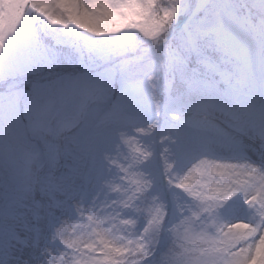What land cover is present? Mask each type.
I'll use <instances>...</instances> for the list:
<instances>
[{
    "label": "snow or ice",
    "instance_id": "1",
    "mask_svg": "<svg viewBox=\"0 0 264 264\" xmlns=\"http://www.w3.org/2000/svg\"><path fill=\"white\" fill-rule=\"evenodd\" d=\"M29 9L96 36L139 33L143 43L131 51L141 54L123 71L130 80L148 74L157 113L172 121L120 134L115 154L106 156L117 173L110 198L85 224L56 230L75 254L71 264H145L166 231L179 251L161 253L159 264H264V166L194 154L191 146L197 137L209 146L232 138L264 158V0H0V46ZM111 139L89 138L79 164L95 165L99 145ZM49 147L55 169L59 146ZM26 165L32 176L45 167L38 153ZM47 195L59 206L57 185ZM141 217L146 223L133 236L116 234L115 225ZM0 264L40 262L36 248L0 229Z\"/></svg>",
    "mask_w": 264,
    "mask_h": 264
},
{
    "label": "rangeland",
    "instance_id": "2",
    "mask_svg": "<svg viewBox=\"0 0 264 264\" xmlns=\"http://www.w3.org/2000/svg\"><path fill=\"white\" fill-rule=\"evenodd\" d=\"M32 11L30 9L31 13L27 15ZM40 28L36 34L34 24L24 15L0 46V80L5 78L1 90H7V95L0 98V124L3 126L0 156L6 135L20 143L16 145L21 147L20 154L23 155L19 157L14 152L13 158L9 159L10 152L6 158L0 157V229L10 231L16 244L36 248L40 264L49 261L59 264L61 258L64 264H71L75 254L65 250L56 230L61 226L71 229L85 224L87 214H99V209L110 198L117 173L106 156L115 154V143L121 133L130 134L143 126L130 124V118L136 115L137 119L158 120L162 127L172 121L167 111L157 113L148 74L130 80L123 71L125 61L131 58V49L143 43L139 33L126 31L96 36L75 25H54L43 15ZM49 40L63 48V60L57 51L46 45ZM121 49L129 50L127 56L121 54ZM72 59L71 66H66L63 74L57 70L53 73L50 69L58 68L50 61L69 64ZM73 64H82L91 70H76L72 68ZM38 70L44 72L31 77V72ZM48 71L51 74L48 75ZM21 74L19 80L30 78L36 87L33 92L36 99L23 101V114L17 97L25 89H15L18 80L7 81L10 76ZM87 86L92 97L87 93ZM98 93H105L99 106L93 98ZM161 93L162 100H166L167 93L163 88ZM77 114L80 118L76 120ZM103 118H107V122H103ZM178 127L185 130L182 124ZM37 128L51 129L59 135L37 134ZM97 133L109 134L112 139L99 145L95 165L82 166L79 159L84 154L85 143ZM49 145L59 146V163L55 169L54 152ZM191 146L193 150L208 146L214 152L198 154H207L213 159L237 163L251 159L264 166V158L253 156L232 138L225 139L220 145L209 146L197 137L192 139ZM35 153L45 166L38 176H32L26 165L28 155ZM157 166L162 168L163 162L157 161ZM52 184L62 192L59 206H52L47 195ZM145 223L141 217L135 225H115L116 234L133 236ZM148 261L145 264H159V260L154 263L153 258L152 263Z\"/></svg>",
    "mask_w": 264,
    "mask_h": 264
},
{
    "label": "trees",
    "instance_id": "3",
    "mask_svg": "<svg viewBox=\"0 0 264 264\" xmlns=\"http://www.w3.org/2000/svg\"><path fill=\"white\" fill-rule=\"evenodd\" d=\"M29 13H31L30 9L25 14L26 15V20H28V21H30V22H32L34 24V28L37 31V32L36 31L35 32L37 34L41 30V28H40L41 14H39V13H37L35 11H32V14L27 15ZM41 35L42 34H40L39 36L42 38ZM47 38H48V36H47ZM46 43H47L46 44L47 46H50L53 50L57 51V55H59V57H61V55H62V53L64 51L63 48H61V47H59L57 45L55 46L50 40L48 42L46 41ZM147 46L148 45L145 44V47H147ZM61 59L63 60L62 57H61ZM64 60L67 61L68 59H64ZM57 61H60V59L57 60ZM57 61L55 62V60H53V61H50V62L53 63V64H51L52 66H58V68H53V69L50 68V69L53 71V73L57 70L58 73L62 72V74H63L66 71L65 67L69 66V65L71 66V64L73 62V59L70 61L69 64L60 63V62L57 63ZM75 65H77V64H73L72 68H74ZM43 72H44L43 70L32 71L30 75H31V77H36L35 76L36 74H40V73H43ZM47 73H48V75L51 74L50 71H48ZM21 76H22V74L21 75L10 76V79H7V81L8 80H11V81L18 80L15 89H21V88L25 89V92H22L20 97H17V99H18V101L20 103V110H22L21 113L23 114V108H24V102L23 101L26 102V101H32V100L36 99V97L33 96L34 88H36V87L34 86L33 82L30 80V78L29 79L23 78L22 80H19L21 78ZM4 79L5 78L0 80V98H2V96L7 95V90L6 89L1 90V87H2V85L4 83ZM180 90H182V88ZM176 94H177V89L173 90V94L172 95L174 96ZM35 106H36V104H35ZM0 131H3V126L1 124H0ZM9 136L10 137H8L7 135L5 136V143H4V146L2 148V154H1L0 157L3 156V158H6L7 154H9L10 152H11V155H9V159L13 158V153L14 152L16 154H18L19 157L23 156V155L20 154L21 147L16 145V144L20 145V143L13 136H11V135H9ZM161 239H162V241L160 243V247L156 251V255L154 257H150L148 262L151 261V258H153L154 263H155V261L160 260L161 253L169 251L170 248L174 249L175 251H179V248L176 247L174 245V243H173L174 238H173V235H172L171 232H167V231L164 232L161 235ZM150 263H152V262H150Z\"/></svg>",
    "mask_w": 264,
    "mask_h": 264
},
{
    "label": "bare ground",
    "instance_id": "4",
    "mask_svg": "<svg viewBox=\"0 0 264 264\" xmlns=\"http://www.w3.org/2000/svg\"><path fill=\"white\" fill-rule=\"evenodd\" d=\"M87 88H88V90H89V92H87L88 93V95L89 96H91V93H90V87L89 86H87ZM103 95H105V93L104 94H100V93H98L97 95H93L94 97L93 98H95V102H96V104L99 106V105H101L102 104V101H103ZM92 97V96H91ZM74 118H76V120L77 119H79L80 118V115L79 114H77V115H75L74 116ZM102 121L103 122H107V118H103L102 119ZM152 121V119H146V120H143V119H137L136 118V115L135 116H132L131 118H130V124H132V125H134V124H143V126H146L147 124H149L150 122ZM63 126H66L65 124H62ZM202 151H206V152H209L210 153V151L211 152H214L211 148H209L208 146H204V147H202V148H199V149H195V150H193V152H194V154L195 153H200V152H202Z\"/></svg>",
    "mask_w": 264,
    "mask_h": 264
}]
</instances>
